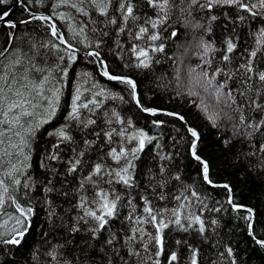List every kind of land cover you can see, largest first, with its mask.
Listing matches in <instances>:
<instances>
[{
  "label": "snow or ice",
  "instance_id": "obj_1",
  "mask_svg": "<svg viewBox=\"0 0 264 264\" xmlns=\"http://www.w3.org/2000/svg\"><path fill=\"white\" fill-rule=\"evenodd\" d=\"M0 27V264H247L230 216L264 251V202H238L200 125L138 76L171 60L174 96L264 180V0H0Z\"/></svg>",
  "mask_w": 264,
  "mask_h": 264
},
{
  "label": "trees",
  "instance_id": "obj_2",
  "mask_svg": "<svg viewBox=\"0 0 264 264\" xmlns=\"http://www.w3.org/2000/svg\"><path fill=\"white\" fill-rule=\"evenodd\" d=\"M37 24H39V22H37ZM4 31L5 30L0 27V39L3 38ZM241 37L242 39L245 38L243 32L241 33ZM47 38V34L44 30L40 29L37 34V39ZM210 38L216 40L217 48L221 47L219 29H216L215 34L210 35ZM190 39V36L182 37L180 42L184 43L185 47H187V40ZM247 39L251 42L250 37ZM192 50L193 49H190V51L183 57L180 90H183L184 87L187 86V67L198 63V59L195 56H191ZM180 51L182 52L183 49H180ZM173 52H177L176 42H171L169 45V54L171 55ZM158 58L160 57L158 56ZM109 59L111 60L113 57H109ZM75 67L80 68L81 64H77ZM174 67L175 65L172 64L171 60L161 58L160 64L154 65L151 70L145 73L138 74L140 79L145 80V85L142 86L144 91L148 96H151L152 92L149 91V89H155L156 95L152 99L154 104L182 111L189 117L190 121L200 125V131L204 138V154L210 157L213 161L214 178L218 181H227L230 183L237 194L238 202L254 205H259L264 202V180H261L258 175L247 172L243 165L232 161L231 157L227 154V150L220 146L219 138L217 136L218 130L213 128L212 125L204 119L198 109L192 107V105L188 103L189 99L196 100V97L174 96L173 90L177 88V83L174 79ZM148 77H151L150 83L148 82ZM157 77H161L162 79L157 81ZM97 78L104 82V78ZM157 83L160 85L159 88H155ZM69 90V88L65 89L66 98ZM116 103L120 102L117 101ZM161 118L167 120L171 119L163 116H161ZM140 123L143 124V121H140ZM176 126L179 127V124L177 123ZM162 130L164 131L165 136H167L168 133L172 131V125L167 124L163 126ZM181 132L183 133V130H181ZM183 171L185 173V179H187L189 175H194L192 173V166L189 165L187 161H185ZM209 191L221 199L223 198V195H225V190L222 188L209 189ZM243 214V210H239V215L242 216ZM42 220L43 214L41 213L36 220L37 232L39 231L40 222ZM260 220L261 222L257 224V228L264 227V217H261ZM227 224L229 227H226L221 231V237H223L221 244L231 242L232 246L236 248L238 259L246 261L247 264H264V251H261L258 247L252 244L250 238L247 236L246 230L244 229L243 220H236L230 216L227 219ZM37 239H39V237H37ZM223 264H228V262L224 261Z\"/></svg>",
  "mask_w": 264,
  "mask_h": 264
},
{
  "label": "rangeland",
  "instance_id": "obj_3",
  "mask_svg": "<svg viewBox=\"0 0 264 264\" xmlns=\"http://www.w3.org/2000/svg\"><path fill=\"white\" fill-rule=\"evenodd\" d=\"M194 50V49H193ZM192 56V55H191ZM193 57V56H192Z\"/></svg>",
  "mask_w": 264,
  "mask_h": 264
}]
</instances>
